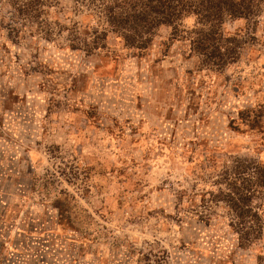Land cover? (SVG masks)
<instances>
[{
	"label": "rangeland",
	"instance_id": "rangeland-1",
	"mask_svg": "<svg viewBox=\"0 0 264 264\" xmlns=\"http://www.w3.org/2000/svg\"><path fill=\"white\" fill-rule=\"evenodd\" d=\"M45 11L0 0V264H264L202 201L235 158L264 166V22L217 69L165 27L87 52L86 8Z\"/></svg>",
	"mask_w": 264,
	"mask_h": 264
},
{
	"label": "trees",
	"instance_id": "trees-1",
	"mask_svg": "<svg viewBox=\"0 0 264 264\" xmlns=\"http://www.w3.org/2000/svg\"><path fill=\"white\" fill-rule=\"evenodd\" d=\"M54 1L8 0V3L20 16L42 28L47 25V22L41 23L45 9ZM72 1L78 8H86L83 15L89 23L86 27L91 29V21L96 25L89 40L82 43L87 52L106 47L112 34L125 46L145 53L153 45L158 31L165 27L170 30L172 43L185 44L204 65L217 69L237 62L240 49L256 38L257 29L264 22V0ZM81 12L79 9L78 13ZM235 22L248 25L245 34L229 30L228 24ZM74 29L76 32V26ZM70 47L79 49L77 45ZM220 177L214 186L224 183L228 189H207L202 199L206 203L204 210L209 213L207 218L210 220L214 212L209 204L221 203L227 212V226L236 237L237 249L263 240L264 205L256 206L254 201L264 195V166L235 158L232 165L225 166Z\"/></svg>",
	"mask_w": 264,
	"mask_h": 264
}]
</instances>
